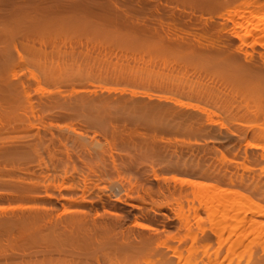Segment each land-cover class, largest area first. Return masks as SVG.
Returning a JSON list of instances; mask_svg holds the SVG:
<instances>
[{
    "label": "rangeland",
    "instance_id": "rangeland-1",
    "mask_svg": "<svg viewBox=\"0 0 264 264\" xmlns=\"http://www.w3.org/2000/svg\"><path fill=\"white\" fill-rule=\"evenodd\" d=\"M74 1L0 0V218L11 220L45 206L46 199L39 197L49 183L47 192L54 196L58 185L75 183L82 170L91 192L122 186L127 204H120L122 229L133 241V235L152 233L135 223L154 227L155 245L123 254L109 245L86 251L79 248L82 240L61 239L60 244L19 226H0V264H264V211L247 214L251 224L244 222L243 209L233 216L234 206L246 200L264 209V115L254 114L262 105L244 95L234 79L250 68L246 52H253L249 62L261 73L264 61L259 47L245 45L239 51L232 23L223 16L243 0ZM164 32L180 42L170 44ZM156 105L176 113L157 112ZM76 136L95 139L99 147L90 153ZM102 151L106 159L114 156L118 172L88 159ZM89 163L91 172L82 167ZM65 164L75 171L69 166L63 175ZM219 170L228 172L223 176ZM182 179L209 184L211 191L201 198ZM64 187L61 193L67 196ZM142 187L151 188V194ZM219 191H226L225 201ZM73 199H53V215L75 211ZM164 222L168 226L161 227Z\"/></svg>",
    "mask_w": 264,
    "mask_h": 264
},
{
    "label": "bare ground",
    "instance_id": "bare-ground-1",
    "mask_svg": "<svg viewBox=\"0 0 264 264\" xmlns=\"http://www.w3.org/2000/svg\"><path fill=\"white\" fill-rule=\"evenodd\" d=\"M57 1V0H56ZM66 1V0H65ZM69 1V0H68ZM98 1V0H97ZM128 1V0H127ZM159 1V0H158ZM198 1V0H197ZM206 1V0H205ZM212 1V0H211ZM223 1V0H222ZM225 1V0H224ZM229 0H227L228 2ZM242 1V0H241ZM6 2V1H4ZM17 2V1H16ZM36 2V1H35ZM74 2H80L81 1H74ZM85 2V1H84ZM132 2V1H131ZM157 2V1H156ZM203 2L202 1V6H203ZM207 2V1H206ZM205 2V3H206ZM11 3V2H10ZM129 3V2H128ZM158 3V2H157ZM160 3V1H159ZM200 3V2H199ZM211 3V2H210ZM220 3V2H219ZM225 3V2H224ZM241 3V2H240ZM239 3V7H233L231 9H229L227 12V14H223L224 16V19L225 20H228L232 23V29H233V35L235 36V38H237L239 41H240V46L238 47L239 51H242V47L247 45L249 47H252V48H257L259 47L260 50L258 51L262 61H264V0H243L242 3L240 4ZM7 4V3H6ZM69 4V3H68ZM156 4V3H155ZM163 4V3H161ZM174 4V3H173ZM198 4V3H197ZM214 4V2H213ZM222 4V3H220ZM227 4V3H226ZM8 5V4H7ZM76 5V4H75ZM87 5V4H86ZM91 5V4H90ZM93 5V4H92ZM5 6V5H4ZM13 6V5H12ZM25 6V5H24ZM32 6H34L32 4ZM76 6H79L80 5H76ZM76 6H73V7H76ZM101 7V5H99ZM216 6V5H215ZM220 6V5H219ZM235 6V5H234ZM7 7V6H6ZM29 7V6H28ZM58 7V6H57ZM72 7V6H70ZM86 7V6H85ZM104 7V6H103ZM152 7H153V3H152ZM159 7V6H158ZM175 7V6H174ZM227 7V6H226ZM60 8V7H59ZM193 8V7H192ZM194 8H195V4H194ZM228 8V7H227ZM1 9V8H0ZM34 9V8H33ZM94 9V8H93ZM103 9V8H102ZM153 9V8H152ZM156 10L159 11V9L156 7L155 8ZM58 10V9H57ZM104 10V9H103ZM114 10V9H113ZM186 10V9H185ZM195 10V9H194ZM192 10V11H194ZM2 11V10H1ZM106 11V10H105ZM140 11V10H139ZM190 11V10H188ZM157 12V11H156ZM4 13V12H3ZM16 13V11H15ZM158 13V12H157ZM156 13V14H157ZM161 13V12H160ZM5 14V13H4ZM8 14V13H7ZM10 14V13H9ZM125 14V13H124ZM173 14V13H172ZM35 15V14H34ZM127 14H125L126 16ZM145 15V14H144ZM158 15V14H157ZM164 15H165V12H164ZM171 15V14H170ZM198 15V14H197ZM201 15V14H200ZM160 17H162V15L159 14ZM204 16V15H203ZM215 16V15H214ZM80 17V16H79ZM165 17V16H163ZM166 17H168V14L166 15ZM205 17V16H204ZM112 18V17H111ZM169 19H171V17H168ZM172 18L174 19V16L172 15ZM176 18V16H175ZM138 19V18H137ZM146 19V18H145ZM151 19V18H150ZM168 19V20H169ZM178 19V18H176ZM205 20V19H203ZM212 20V18H211ZM39 21V20H38ZM144 21V20H143ZM146 22H148L147 20H145ZM153 21V20H152ZM151 21V22H152ZM199 21H201V19H199ZM198 21V22H199ZM206 21V20H205ZM61 22V21H60ZM150 22V24H151ZM162 22V21H161ZM167 23V22H166ZM182 23V21H181ZM196 23V21H195ZM204 23V22H203ZM207 25V22H205ZM219 23V22H218ZM148 24V26L150 25L149 23H146ZM145 24L146 26V29L147 28H150V27H147V25ZM158 24V22L156 23ZM155 24V26H156ZM224 24V23H223ZM4 25V24H3ZM16 25V24H14ZM52 25V24H51ZM130 25V24H129ZM211 25V24H210ZM5 26V25H4ZM50 26V25H48ZM47 26V27H48ZM153 26V24H152ZM154 26V27H155ZM214 26V25H213ZM221 26V25H220ZM81 27V26H80ZM136 27V26H135ZM140 27V26H139ZM142 27H143V24H142ZM160 27V25H159ZM164 27V26H163ZM162 27V28H163ZM181 27V26H180ZM223 27V26H221ZM1 28V27H0ZM18 28V27H17ZM22 28V27H20ZM75 28V27H74ZM83 28V27H82ZM86 27H84L83 29H85ZM157 28V26H156ZM161 28V27H160ZM161 28V29H162ZM169 28V27H168ZM211 28V27H210ZM218 28V27H217ZM23 29V28H22ZM48 29V28H47ZM165 29V28H163ZM212 29V28H211ZM221 29V28H220ZM151 30V29H149ZM170 30V28H169ZM167 30V31H169ZM173 30V28H172ZM175 30V29H174ZM196 30V29H194ZM222 30V29H221ZM220 30V31H221ZM45 31V29H44ZM55 31V30H53ZM153 31V30H152ZM163 31V30H162ZM165 31V30H164ZM171 31V30H170ZM177 31H180V30H177ZM197 31V30H196ZM6 32V31H5ZM95 32V31H94ZM108 32V31H107ZM130 32V31H129ZM149 32V31H148ZM151 32V31H150ZM161 32V30H160ZM55 33V32H54ZM96 33V32H95ZM113 33V32H111ZM119 33V32H118ZM145 33V32H144ZM163 33V32H162ZM162 33H157V35H162L164 36V34L166 32H164V34ZM171 32H169L170 34ZM177 33V32H176ZM24 34V33H23ZM108 34V33H107ZM169 34H165L166 35V38L168 36L171 37V35ZM193 34V33H192ZM195 34V33H194ZM56 35V34H55ZM114 35V34H113ZM117 35V34H116ZM128 35V33H127ZM151 35V34H150ZM154 35V34H153ZM168 35V36H167ZM175 35V34H174ZM122 36V35H121ZM124 36V35H123ZM131 36V35H130ZM108 37V36H107ZM111 36H109L110 38ZM114 37L115 39H117V37L115 36H112ZM111 37V38H112ZM129 37V36H126V38ZM135 37V36H134ZM134 37H132L134 39ZM155 37V36H154ZM189 37V36H188ZM191 37V36H190ZM110 38V39H111ZM118 38H120L118 36ZM145 38V37H144ZM148 38V36H147ZM168 38V42H170V44L172 45H177L176 43L180 42V38H179V41L174 38L170 39ZM30 39V38H29ZM39 39V38H38ZM107 39V38H106ZM113 39V38H112ZM111 39V40H112ZM121 39H123V37L120 38V41ZM139 39V38H138ZM160 39V38H158ZM174 39V40H173ZM109 40V39H108ZM119 40V39H118ZM137 40V39H136ZM145 40V39H144ZM143 40V41H144ZM175 41V43L173 41ZM183 40V39H182ZM185 40V39H184ZM192 40V38H191ZM199 40V39H197ZM230 39H228L227 41L228 42H231V40L229 41ZM39 41V40H38ZM49 41V40H48ZM52 41V40H50ZM139 41V40H137ZM146 41V40H145ZM177 41V42H176ZM190 41V39H189ZM196 42V40H194ZM60 42V41H59ZM58 42V43H59ZM167 42V43H168ZM201 42V41H200ZM33 44V43H32ZM152 44V43H151ZM162 44V42H161ZM160 44V45H161ZM199 44V43H198ZM204 44V43H203ZM231 43H229L230 45ZM146 45V44H144ZM181 45V44H180ZM197 45V44H196ZM196 45H194L195 47H197ZM226 45V44H225ZM224 47H227L228 48V45ZM33 46V45H32ZM168 46V44H167ZM202 45H200L201 47ZM204 46V45H203ZM207 46V45H206ZM209 46V45H208ZM232 45H230L229 47H231ZM44 47V46H43ZM190 48V47H189ZM219 48V47H218ZM218 48H215L217 50H220ZM12 49V48H11ZM104 49V48H103ZM208 49V48H207ZM224 50V49H223ZM17 51V49H16ZM177 51V50H176ZM200 51V50H199ZM199 51H197L199 53ZM222 51V50H221ZM12 52V51H11ZM205 52V50H204ZM18 53V51H17ZM20 54V53H19ZM197 55V53H196ZM198 56V55H197ZM253 52H246L245 53V60L248 62L247 64H249L250 68L248 69H245L244 71L241 72V74L238 76V73L236 71V73H233L236 74L238 76V78H236V76L234 77V79H236L238 82H235L238 84V86L240 87V90L241 92L246 95V96H252L254 97L256 100H260L261 101V105L262 107H259L258 109H255V112L254 114H257V113H260L261 115H264V73H261L260 71H257L256 70V67L254 64H250L249 61H251L253 59ZM24 57H22L23 59ZM222 58V57H221ZM230 58V56H229ZM228 58V59H229ZM225 60L227 59L226 56L224 58ZM231 59V58H230ZM228 60L231 61V60ZM24 60V59H23ZM222 59V62L223 64L226 63V61ZM233 61V60H232ZM231 63V62H229ZM233 63V62H232ZM239 63V62H238ZM237 63V64H238ZM7 64V62H6ZM235 64V63H234ZM230 65V64H229ZM233 65V64H231ZM230 65V66H231ZM243 65V64H242ZM254 65V66H253ZM1 66V65H0ZM8 66H10L8 64ZM238 68L237 70L240 71L239 69V66L236 65ZM248 66V65H247ZM255 67V68H252ZM223 67V66H222ZM240 67H241V64H240ZM227 68V66H226ZM232 68V67H230ZM236 68V67H235ZM243 68V67H242ZM228 70V68H227ZM264 70V69H262ZM235 72V71H234ZM7 79V78H6ZM236 80H233V81H236ZM7 81V80H6ZM11 82V80H9ZM13 81V80H12ZM12 83V82H11ZM17 84V83H16ZM20 85V84H19ZM14 86V85H13ZM236 86V87H238ZM21 87V86H20ZM27 88V87H26ZM17 90V89H16ZM18 91V90H17ZM76 91V90H75ZM23 92V91H22ZM98 93V92H97ZM83 94V93H82ZM88 95V94H87ZM90 96V95H89ZM29 97V95H28ZM107 99V98H106ZM104 100V103L105 101L107 100ZM102 100V99H101ZM100 101V100H99ZM125 101V100H124ZM80 102V100H79ZM82 102V101H81ZM91 103L93 101H90ZM98 102V100L96 101ZM103 102V101H102ZM29 103V102H28ZM99 103V102H98ZM69 105V104H68ZM74 105V103L72 104ZM95 104L92 103V106H94ZM102 105V103L100 104ZM145 105V104H144ZM148 105V104H147ZM181 105V104H180ZM71 106V105H70ZM69 106V108H71ZM98 106V105H97ZM119 106V105H118ZM142 106V105H141ZM182 106V105H181ZM74 107V106H73ZM95 108V107H94ZM98 108V107H97ZM120 108V106H119ZM143 108V107H142ZM154 108L156 109L155 111L157 112H160V113H169L170 116L171 114L175 115L176 111L172 110V109H169V108H166L164 106H160V105H156V107L154 106ZM187 108V107H186ZM117 109V108H116ZM74 110V109H73ZM92 110V109H91ZM110 110V109H109ZM152 110V109H151ZM104 112V111H103ZM106 112V110H105ZM107 114V113H106ZM81 115V114H80ZM173 115V116H174ZM96 116V115H94ZM91 117V116H90ZM92 118V117H91ZM190 118V117H189ZM95 120H97V118L95 117ZM94 120V121H95ZM93 121V120H92ZM196 122V121H195ZM198 122V120H197ZM145 125V124H144ZM196 125V124H195ZM199 125V124H198ZM196 127V126H195ZM201 129V128H200ZM199 130V129H198ZM202 130V129H201ZM81 134V133H80ZM264 134V133H262ZM82 136V135H81ZM83 137V136H82ZM79 138V139H78ZM262 138H264V135H262ZM65 139H63V141L61 140L60 142H62V144L65 145ZM74 140H79V144L82 145V147H85L87 148V150L90 152V150H94L95 148H98L99 147V142L98 141H95V139H93L92 141L88 142L87 139H80V137H77L74 139ZM67 141H69V139L67 140L66 139V143H68ZM71 141L73 142V140L71 139ZM84 142H87L84 143ZM41 144V143H40ZM81 147V148H82ZM256 148H258L256 146ZM3 150V149H2ZM12 150V149H11ZM38 150V149H37ZM87 151V152H88ZM14 153V152H13ZM91 153V152H90ZM89 153V154H90ZM101 154L99 153H95V155L92 157H88L91 158V161L93 160L95 163L99 162L100 164H96L97 166H100V167H103L104 170L106 168H112L115 172H118L119 168L116 164V161H115V158L112 154H109L108 158L106 159L105 158V151H102L100 152ZM40 159V158H39ZM38 159V160H39ZM87 159V160H88ZM90 160H88L89 162ZM86 163V162H85ZM107 163H110V164H107ZM91 165L92 164H82V167L83 168H87L88 171H92V168H91ZM178 165V164H176ZM69 166L72 167V170L75 169V167L72 165V164H65V166H62L63 168L61 169V173L65 176H67V173L69 172V170L71 169ZM134 164H127L126 167L127 168H131L133 167ZM182 166L184 168H187L189 169L190 171L193 170V169H196L197 171L200 170V167L198 165L196 166H193V165H190V164H182ZM57 167V166H56ZM210 169V168H208ZM195 170V171H196ZM21 171V170H20ZM55 171V170H54ZM75 171V170H74ZM60 171H58V174L56 176H60L61 174H59ZM216 172V171H215ZM228 171L227 170H219L217 171V173L220 175L222 174L223 176L226 175ZM79 178H78V181H76L75 183H72L66 187H64V183L62 182V184L58 185V194H53L54 196H52V194L48 193L49 190L48 189V185H50V183L47 185V188L45 190V196H40L39 199L41 198H45V207L44 205L41 206V207H34V208H30L28 212H26V214L24 215H16L14 214L12 217H11V220H5L0 218V226L1 227H7V228H10V227H21L19 229H22V231H27L31 234H43L42 237L46 238V241L48 239L51 240V242L53 241H57L58 240V243L61 242V239H66L67 240H75L76 241H83L84 244L82 245L83 247H79V248H83V249H86V251L90 248H94L95 250L97 251H100L102 249H104V247H106L107 245L110 246V251H113V252H116V253H130L138 248H143V247H146V248H153L154 247V239L156 237V235L154 234V232H158V230L154 227H151L149 225H143L142 223L139 224V223H135L134 226H137L139 228H142V229H146V230H149V232L151 231L152 233L147 235V236H144V237H141L139 235H133V241H131L130 239V231H126V230H123L122 228V223L124 224V220L122 222V214L120 213L121 211V206L120 204H124V205H127L126 204V201L123 200L122 196L121 195V191L123 190L122 186H111L110 188H102V189H99V190H96V191H93L91 192V190L88 188V184H87V176L85 175L84 171H79ZM153 173H155V171L153 170ZM29 174V173H28ZM54 174V173H53ZM21 176V175H20ZM55 176V175H54ZM156 177V175H154ZM20 179V178H19ZM18 181L21 183V181L23 180H19ZM33 179V178H32ZM172 181L176 182L178 178L176 177H172L171 178ZM48 179H46L45 182H47ZM228 181H230V184L231 185H235L234 182H233V176H230ZM38 182V181H37ZM40 182V181H39ZM44 182V181H43ZM178 182V181H177ZM181 184L183 186H189L191 188H195L199 194V196H201V198H204V196H206V194H208L209 190L211 191V186L209 184H205V183H201V182H197L195 180H190V179H182L181 181ZM35 185H36V182H34ZM48 183V182H47ZM46 183V184H47ZM23 184V183H22ZM45 185V183H43ZM41 185V183L39 184ZM44 185H42L44 187ZM38 186V185H36ZM14 187L16 188H19L16 186V184L14 185ZM24 186L22 185L21 188H23ZM62 187H64L66 190H67V196H66V193L64 195H62L61 193V190H62ZM45 188V187H44ZM69 188V190H68ZM64 189V190H65ZM143 189V192L144 194L146 195H150L151 194V188L149 187H142ZM48 191V192H47ZM131 191V190H130ZM35 192V190L33 191ZM63 192V191H62ZM70 192V194H68ZM30 193V192H29ZM38 193V192H37ZM64 193V192H63ZM78 193H80V195L78 197H75L73 199V196L75 195H78ZM132 193V191H131ZM2 194V193H1ZM11 194V193H10ZM39 194V193H38ZM37 194V195H38ZM14 195V194H13ZM12 195V196H13ZM69 195L71 197H69ZM128 195V194H127ZM218 195L220 196V198L222 200H224V198L227 196L226 194V191H219L218 192ZM56 196V197H55ZM141 196V195H140ZM139 197V196H138ZM36 198V197H35ZM33 199V200H36V199ZM30 199H32V197H30ZM53 199L59 201V200H64L67 199L68 200H72L73 199V203L76 204V206L78 208L75 209V211L72 210V212H69L68 214L66 213L67 211H63L64 212V217L63 215H59L57 216V214L54 216L53 215V210L55 211V206L54 204H56L57 202L54 201ZM43 200V199H42ZM52 200V201H50ZM66 202H63L64 204L67 203ZM209 202H212L211 200H208ZM225 201V200H224ZM239 201V200H238ZM62 203V204H63ZM71 203V202H70ZM208 202H206L207 204ZM239 203V202H238ZM47 204V205H46ZM63 204V205H64ZM129 204V203H128ZM223 204H225V202H223ZM240 205V206H239ZM239 205H236L234 206V210L236 211L233 216H237L238 212L241 211L243 209V211L245 212V220L244 222L246 223H249L251 224L252 221H250V219H247L248 216L247 214H253V213H258V212H262L264 211V209L260 208L258 205H256L255 203L251 202V201H248L246 200L244 202L243 205L239 204ZM54 206V207H53ZM73 206V205H72ZM225 206V205H224ZM239 206V207H238ZM74 207V206H73ZM138 207V206H136ZM66 208V207H65ZM75 208V207H74ZM67 209V208H66ZM123 209V208H122ZM27 211V210H26ZM21 212V211H20ZM62 212V213H63ZM123 212V211H122ZM72 213V214H70ZM60 214V213H59ZM68 216H66V215ZM224 214L225 215V219H228V211L226 209V211H224ZM125 217V216H124ZM13 218V219H12ZM168 219V218H166ZM137 220V219H136ZM165 221V220H163ZM250 221V222H248ZM161 222V221H160ZM159 222V223H160ZM168 223V221H165ZM164 222V223H165ZM163 223V222H162ZM161 223V225H163ZM166 223L161 226V227H166L168 226ZM118 229L122 230L121 233L120 232H116L118 231ZM163 229V228H162ZM16 231V230H15ZM21 231V232H22ZM124 231H126L124 233ZM154 231V232H153ZM204 233L207 232L206 229L203 230ZM28 233V234H29ZM14 234V233H13ZM30 234L31 238H33V236ZM130 234V235H129ZM24 235V234H23ZM27 235V234H26ZM36 237V236H35ZM195 237H197V235H195ZM8 238V237H7ZM41 238V237H40ZM6 240V239H5ZM15 240V239H14ZM19 240V239H18ZM45 241V240H44ZM49 241V240H48ZM60 241V242H59ZM134 241L136 242V244L134 243ZM50 242V241H49ZM73 242V241H72ZM57 243V242H56ZM57 243V244H58ZM62 243H64L62 241ZM71 243V242H69ZM61 244V243H60ZM78 244V243H77ZM72 245V244H71ZM62 246V245H61ZM81 246V245H80ZM100 247V249H99ZM44 248V247H43ZM52 249V248H51ZM36 250V249H35ZM140 250V249H138ZM71 251V250H70ZM96 251V252H97ZM142 251V250H141ZM140 251V252H141ZM144 251V250H143ZM39 253V252H38ZM174 256H177V257H182V255H179L178 253H174L172 254ZM6 256V255H5ZM66 256V255H65ZM35 257V256H34ZM165 257H168V256H165ZM51 258V257H50ZM49 259V258H48ZM54 259V258H53ZM65 259V258H63ZM52 260V258L50 259ZM57 260V259H56ZM60 262V261H59ZM59 264V263H58Z\"/></svg>",
    "mask_w": 264,
    "mask_h": 264
}]
</instances>
